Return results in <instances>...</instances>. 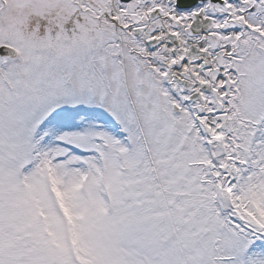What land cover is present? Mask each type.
I'll return each mask as SVG.
<instances>
[{
  "label": "snow or ice",
  "instance_id": "obj_1",
  "mask_svg": "<svg viewBox=\"0 0 264 264\" xmlns=\"http://www.w3.org/2000/svg\"><path fill=\"white\" fill-rule=\"evenodd\" d=\"M0 264H264V0H0Z\"/></svg>",
  "mask_w": 264,
  "mask_h": 264
}]
</instances>
